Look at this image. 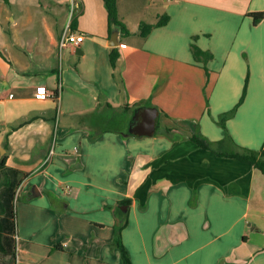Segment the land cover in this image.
I'll list each match as a JSON object with an SVG mask.
<instances>
[{
	"label": "crops",
	"instance_id": "0c3cea01",
	"mask_svg": "<svg viewBox=\"0 0 264 264\" xmlns=\"http://www.w3.org/2000/svg\"><path fill=\"white\" fill-rule=\"evenodd\" d=\"M140 1L150 20L129 21L136 0H118L131 35L112 47L103 0H0V164L26 174L16 264H123L114 210L125 200L132 264H264V175L191 140L200 131L214 150L264 148V19L248 16L264 0ZM72 7L84 41L60 51ZM163 15L168 24L138 35ZM192 43L213 59L195 61ZM144 108L158 110L151 137L131 132ZM118 110L126 119L108 113Z\"/></svg>",
	"mask_w": 264,
	"mask_h": 264
},
{
	"label": "trees",
	"instance_id": "16d2710c",
	"mask_svg": "<svg viewBox=\"0 0 264 264\" xmlns=\"http://www.w3.org/2000/svg\"><path fill=\"white\" fill-rule=\"evenodd\" d=\"M105 8L108 14V23L110 27V32L112 34L113 28H119L121 32V37H127L131 35L127 26L121 21L118 0H103ZM249 17L253 19L255 25L259 24L264 19V13H249ZM170 17L168 15H163L159 18L158 22L154 25L142 22L139 25L138 35L142 38H147L154 28L162 27L168 24ZM77 17L73 15L71 19V29L72 31H77ZM197 37L193 38L195 42ZM191 52L195 61L203 63L206 65L210 60L213 59V55L210 52H205L201 50L195 43L191 44ZM120 57V52L118 48H112L110 52V63L115 69L118 59ZM249 83V73L246 78L244 90L241 99L237 105L227 113L221 115L218 124L225 129L226 122L232 119L239 107L245 102ZM171 132V130H167ZM191 140L196 143L200 148L205 150L213 151L219 157H226L236 159L242 163L249 164L253 166L256 170L260 171L264 175V148L256 151L245 147H236L235 149L229 150H214L212 148V143L206 139L200 131H194ZM226 140H231L229 135H227L222 141L225 143ZM221 143V142H220ZM5 161L0 164L3 166V171L0 172V264H16V211H15V199L17 196L18 188L20 187L22 181L24 180L26 174L23 171L13 169L10 167H4ZM130 204V201L125 200L120 202V205ZM118 205V206H120ZM114 216L116 218L115 224V236L114 244L119 248L123 264H132L130 256L122 242V231L128 224V214H120L118 207L114 210ZM4 253L12 255L11 260H6Z\"/></svg>",
	"mask_w": 264,
	"mask_h": 264
},
{
	"label": "water",
	"instance_id": "95a60500",
	"mask_svg": "<svg viewBox=\"0 0 264 264\" xmlns=\"http://www.w3.org/2000/svg\"><path fill=\"white\" fill-rule=\"evenodd\" d=\"M118 37H121L120 29L114 27L109 45L112 47L119 46L120 43ZM157 118L158 110L156 108H144L138 111L134 119V125L131 128L132 134L135 136H153L156 133L157 129ZM118 210L120 214H125L128 210V206L120 205L118 206Z\"/></svg>",
	"mask_w": 264,
	"mask_h": 264
},
{
	"label": "built area",
	"instance_id": "2783aa9c",
	"mask_svg": "<svg viewBox=\"0 0 264 264\" xmlns=\"http://www.w3.org/2000/svg\"><path fill=\"white\" fill-rule=\"evenodd\" d=\"M73 8L74 7H72V10H71L70 20H69L68 24L66 25V27H65L63 33L61 34L60 38H59L58 46H59L60 51L63 49H66L68 47L78 48L81 46L82 42L84 41V35L82 33H79L77 31H72V29H71V19L74 15ZM41 91L45 92V93H43V95H39V97L46 96V95L49 97H54L56 102L58 104H60V96L59 95L52 93V92H47L43 88L41 89ZM56 147H57V141H56V133H55V136L52 140L48 154L44 159L43 166H47L49 163H51L52 158L54 157V155L56 153ZM19 192H20V190L17 191V194Z\"/></svg>",
	"mask_w": 264,
	"mask_h": 264
},
{
	"label": "rangeland",
	"instance_id": "374dc122",
	"mask_svg": "<svg viewBox=\"0 0 264 264\" xmlns=\"http://www.w3.org/2000/svg\"><path fill=\"white\" fill-rule=\"evenodd\" d=\"M129 1L130 0H124V2H128L129 3ZM129 9H130V11L132 10V12H130V11H127L126 10V12H125V16H126V18L130 21V20H132V18L134 19V22H136V18H143V19H146V20H150V18H152V16H153V14H154V11L151 9V7L148 9V10H143V4L141 3V1L139 0V1H137L136 0V4L134 5V7L133 8H130L129 7ZM143 11H146L145 13L143 12ZM146 14V15H145ZM134 15V16H133ZM39 29H40V25H39ZM109 114H113V116H118L120 119H126L124 116L125 115H123L124 113H123V111H121V110H118L117 112H115L116 114H114V112H111V111H109L108 112ZM130 115H131V113H130ZM115 116V117H116ZM114 124V123H113ZM114 126L115 127H120V128H124V129H126L127 127L125 126V124H122L121 122H120V124H114ZM16 200H18V198L17 199H15V201Z\"/></svg>",
	"mask_w": 264,
	"mask_h": 264
}]
</instances>
